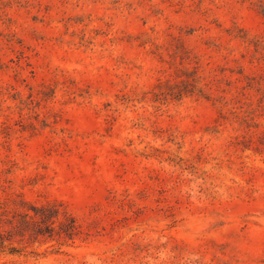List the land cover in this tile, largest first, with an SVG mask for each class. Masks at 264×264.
Instances as JSON below:
<instances>
[{"label": "rangeland", "instance_id": "obj_1", "mask_svg": "<svg viewBox=\"0 0 264 264\" xmlns=\"http://www.w3.org/2000/svg\"><path fill=\"white\" fill-rule=\"evenodd\" d=\"M74 239L0 264H264V0H0V198Z\"/></svg>", "mask_w": 264, "mask_h": 264}, {"label": "trees", "instance_id": "obj_2", "mask_svg": "<svg viewBox=\"0 0 264 264\" xmlns=\"http://www.w3.org/2000/svg\"><path fill=\"white\" fill-rule=\"evenodd\" d=\"M80 226L77 219L57 202L36 204L23 197L0 198V251L21 254L26 238L74 239ZM20 244V243H19Z\"/></svg>", "mask_w": 264, "mask_h": 264}]
</instances>
